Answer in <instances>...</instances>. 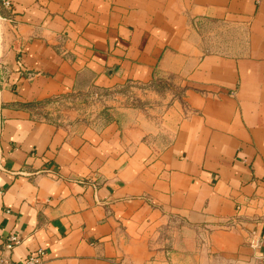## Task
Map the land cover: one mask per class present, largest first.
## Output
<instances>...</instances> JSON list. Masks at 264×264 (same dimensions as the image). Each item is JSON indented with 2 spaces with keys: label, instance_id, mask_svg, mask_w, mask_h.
I'll use <instances>...</instances> for the list:
<instances>
[{
  "label": "crops",
  "instance_id": "1",
  "mask_svg": "<svg viewBox=\"0 0 264 264\" xmlns=\"http://www.w3.org/2000/svg\"><path fill=\"white\" fill-rule=\"evenodd\" d=\"M0 25V256L261 264L264 0H0Z\"/></svg>",
  "mask_w": 264,
  "mask_h": 264
},
{
  "label": "built area",
  "instance_id": "2",
  "mask_svg": "<svg viewBox=\"0 0 264 264\" xmlns=\"http://www.w3.org/2000/svg\"><path fill=\"white\" fill-rule=\"evenodd\" d=\"M3 5L5 7H8L9 4L8 2H4ZM95 97V96H94ZM90 100L89 98H86L85 100ZM83 100V101H85ZM77 99L72 98V97H67V98H56L51 100L48 104L44 105L43 108L47 110L50 114H58L60 113L63 109L65 108H70L72 107V103L76 102ZM82 105L83 102H82ZM45 117L43 116V119ZM19 240L14 236L10 235L6 238L5 243L3 245V250L2 254L0 256V264H19L15 263L11 260V255L16 248V246L19 245ZM260 242L259 241H254L252 243V248L256 249L259 248ZM44 251L42 249L35 250L31 254L27 256V258L23 261V263L20 264H41L44 258ZM261 264H264V258L261 261Z\"/></svg>",
  "mask_w": 264,
  "mask_h": 264
},
{
  "label": "rangeland",
  "instance_id": "3",
  "mask_svg": "<svg viewBox=\"0 0 264 264\" xmlns=\"http://www.w3.org/2000/svg\"><path fill=\"white\" fill-rule=\"evenodd\" d=\"M1 25H0V31H1ZM214 33V30L205 29L203 34H199L200 38V44L203 49V53L209 54V53H220L223 51H233V46L238 43V40H236L233 35L234 34H223L221 31H217V34H209ZM232 36V40H231ZM0 43H1V34H0ZM231 44L233 45L232 48L230 47ZM153 89H158L155 86ZM122 97H124L127 100H130L133 98V88H128L127 90H121L118 92ZM180 97V92H179ZM85 100V99H83ZM76 102L72 103L74 105ZM80 106H82V102H79ZM83 104L87 107H95L96 103L94 102V99L85 100L83 101ZM45 112V111H44ZM49 113V112H48Z\"/></svg>",
  "mask_w": 264,
  "mask_h": 264
}]
</instances>
